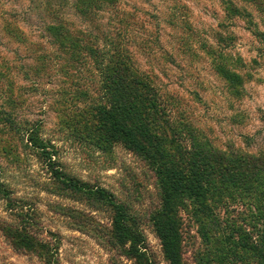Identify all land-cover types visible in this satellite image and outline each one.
I'll return each instance as SVG.
<instances>
[{
    "label": "rangeland",
    "instance_id": "obj_1",
    "mask_svg": "<svg viewBox=\"0 0 264 264\" xmlns=\"http://www.w3.org/2000/svg\"><path fill=\"white\" fill-rule=\"evenodd\" d=\"M91 13L76 12L74 0L0 2V181L15 200L9 211L0 199V264H43L6 233L27 220L57 264H137L130 243L115 240L114 210L66 192L15 123L38 131L55 170L125 207L144 264H168L152 225L160 204L152 169L121 143L98 145L86 129L103 102L101 50L126 56L155 86L170 120L198 140L226 153L264 152V0H116ZM66 30L81 40L79 51L61 43ZM221 61L241 76L240 95L217 73ZM214 206L225 233L260 243L264 201L235 197ZM189 211H180L184 263L260 264L243 251L238 261L219 262Z\"/></svg>",
    "mask_w": 264,
    "mask_h": 264
},
{
    "label": "trees",
    "instance_id": "obj_2",
    "mask_svg": "<svg viewBox=\"0 0 264 264\" xmlns=\"http://www.w3.org/2000/svg\"><path fill=\"white\" fill-rule=\"evenodd\" d=\"M115 1L74 0V8L80 15L89 16L98 5H111ZM229 5L234 9L232 2ZM235 13L241 18L250 17L245 10L235 9ZM58 28L50 27L56 37L63 35ZM61 43L77 51L83 46L78 36H73L68 30ZM100 54L103 102L93 107L90 128L87 126L86 129L91 135L95 134L94 141L98 145L121 143L152 169L160 195V204L152 217V225L168 264H186L182 253L180 211L189 208L190 216L200 227L204 245L215 248L210 252L215 253L219 262L238 261L241 259L239 251H243L264 264V236L260 243L250 244L245 236L235 238L225 233L226 223L217 214V206H214V203L222 204L225 199L235 197L254 198L256 203L264 201V152L254 155L226 153L198 140L189 129L177 126L170 120L167 105L155 86L130 65L126 56L116 50H101ZM215 67L232 94L240 95L241 76L226 67L224 61L218 62ZM6 122L9 125L13 123L9 120ZM14 127L16 131L22 128L20 134L48 161L52 173L66 192L86 197L114 210L112 231L115 240L120 244L129 242V252L136 263L144 264V254L137 247L139 236L129 225L130 218L125 207L115 202L107 191L93 189L55 170L51 160L53 152L47 150V143L39 137L34 127L23 129L18 123ZM183 137L189 139V144L182 143ZM0 199L9 211L14 210L15 200L1 181ZM32 225L33 222L27 220L20 230L8 227L6 233L15 247L43 259V264H57L50 255L51 248L37 241L31 233ZM219 249L221 254H216ZM207 263V259L198 262Z\"/></svg>",
    "mask_w": 264,
    "mask_h": 264
},
{
    "label": "clouds",
    "instance_id": "obj_3",
    "mask_svg": "<svg viewBox=\"0 0 264 264\" xmlns=\"http://www.w3.org/2000/svg\"><path fill=\"white\" fill-rule=\"evenodd\" d=\"M0 2H2V0H0ZM5 7H8V5H5Z\"/></svg>",
    "mask_w": 264,
    "mask_h": 264
}]
</instances>
